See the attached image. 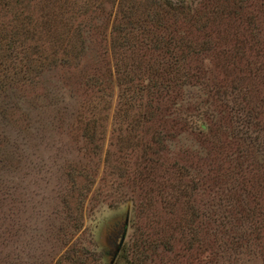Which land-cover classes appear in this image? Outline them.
Wrapping results in <instances>:
<instances>
[{
    "label": "trees",
    "instance_id": "16d2710c",
    "mask_svg": "<svg viewBox=\"0 0 264 264\" xmlns=\"http://www.w3.org/2000/svg\"><path fill=\"white\" fill-rule=\"evenodd\" d=\"M255 18H264V0H0L4 22L0 25V100L11 88L38 83L47 71L78 65L90 52L87 42L92 34L105 42L103 55L109 65L103 70L96 65L86 85L94 95L114 100L109 134L117 140V160L124 161L123 151L140 148L135 175L142 192L138 217L144 219L131 226L133 234L110 264H243L246 259L264 264L262 214L245 210L244 199L227 198L226 206L241 205V211H235L242 223L238 228L234 226L238 219L228 212L198 208L195 197L200 183H193L186 167H175L172 176L159 168L162 152L171 150L182 133L191 132L195 121L207 129V118L220 123L229 96L226 119L235 129L220 124L215 131L236 138L233 151L231 144L224 146L227 158L236 153L237 158L245 156L247 163L251 160V133L264 132V122L260 123L264 121V59L259 62L264 58V39L255 36ZM241 26H247L250 36L239 38ZM244 59L251 66L246 68L248 74L240 67ZM218 68L223 74L220 79L212 76ZM196 93L200 95L196 109L204 107L203 113L175 108L180 102L189 103L184 100ZM203 96L211 103L202 101ZM211 97L221 102L219 114ZM101 126L94 120L83 123L82 137L94 149L107 132ZM196 128L201 131L200 125ZM69 175L71 183L75 176L83 180L75 211L67 214L68 226L76 231L84 223L85 191L94 181L82 171ZM257 182L256 192L262 189ZM259 197L264 199L262 194ZM215 200L210 207H221L220 199ZM156 205L167 212L159 214ZM229 225L233 226L227 229ZM219 238L228 243L214 248ZM176 242L183 243L181 252L174 251ZM165 253H171L170 261L164 260ZM64 259L87 264L79 250L69 249Z\"/></svg>",
    "mask_w": 264,
    "mask_h": 264
},
{
    "label": "rangeland",
    "instance_id": "374dc122",
    "mask_svg": "<svg viewBox=\"0 0 264 264\" xmlns=\"http://www.w3.org/2000/svg\"><path fill=\"white\" fill-rule=\"evenodd\" d=\"M255 19L256 27L251 25L255 36L264 39V18ZM2 23L0 21V25ZM246 27L239 28V38L250 36ZM87 46L90 52L78 65L47 71L38 83L11 88L6 98L0 100V264H71L64 259L69 249L79 250L87 264H110L125 217L126 232L120 248L133 234L132 227L143 223L144 219L138 217L142 192L135 175L140 148L123 151L124 161L117 160V140L114 134H109L114 100L94 95L86 85V78L96 65L101 70L109 65V58L103 55L106 45L102 37L94 33ZM248 46L249 43L245 48ZM102 57L105 59L100 61ZM207 66L212 67L209 63ZM240 67L247 74L246 68H251L245 59ZM213 71L212 76L223 77L222 69ZM204 98L211 103L209 97L203 96L202 101ZM211 98L219 114L221 102ZM199 99L198 93L192 94L184 100L189 103L180 102L175 108L184 109L187 114H201L205 109H196ZM230 99L229 96L220 123L207 118V129L197 120L191 132L182 133L178 141L175 138L177 144L162 152L159 168L165 176H172L175 167H186L193 183H200L194 197L202 211L228 212L230 217L238 219L235 211H241L242 205L247 211L262 214L264 220V199H256L258 194L264 196V132L251 133L258 132L257 136L251 135L254 143L248 163L245 156L237 158L236 153L227 158L228 150H224L231 144L233 151L232 141L236 138L227 132L220 137L217 131L220 124L227 125V130L235 129L226 119ZM89 120L102 124L103 133L107 130L97 143V149L82 137L83 123ZM263 122L260 119V123ZM197 125L201 126V131ZM220 139L222 147L217 149ZM80 171L86 172L94 182L85 191L83 226L72 231L67 224V214L75 211L74 200L83 180L75 176L71 183L69 174ZM257 181L262 186L258 192ZM230 197L244 199V202L226 206ZM215 198L220 199L222 208L210 207L216 202ZM155 209L159 214L167 212L158 205ZM174 210L178 213L180 207ZM241 225L239 219L234 224L238 228ZM227 243L219 238L213 246ZM182 246V242H176L173 249L181 252ZM168 254L171 253L164 254V260L170 261ZM178 258L180 260L181 256ZM243 264H259V260L246 259Z\"/></svg>",
    "mask_w": 264,
    "mask_h": 264
},
{
    "label": "water",
    "instance_id": "95a60500",
    "mask_svg": "<svg viewBox=\"0 0 264 264\" xmlns=\"http://www.w3.org/2000/svg\"><path fill=\"white\" fill-rule=\"evenodd\" d=\"M202 127H203V125H202ZM126 225H127V217H125V219H124V228H123V230H122V234H121V236H120V240H119V242H118V245H117V247H116V249H115V252H114V254H113V258H114L115 255L118 253V251H119V249H120V246H121V244H122V242H123V239H124V236H125V232H126Z\"/></svg>",
    "mask_w": 264,
    "mask_h": 264
}]
</instances>
